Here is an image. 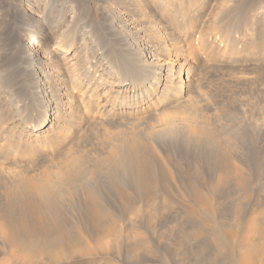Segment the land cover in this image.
<instances>
[{"label":"bare ground","instance_id":"obj_1","mask_svg":"<svg viewBox=\"0 0 264 264\" xmlns=\"http://www.w3.org/2000/svg\"><path fill=\"white\" fill-rule=\"evenodd\" d=\"M76 1L0 0V228L10 251L28 263L80 264L91 254L89 237L105 253L116 250L124 231L109 198L116 192L124 201L134 189L146 204L186 203L198 220L196 264H217L205 256L207 236L222 260L264 264V209L245 231L238 216L257 190L264 201V185L248 177L244 130L219 129L209 109L220 104L226 114L234 103L199 95L222 65L233 64L211 46L222 44L220 31L240 25L239 16L233 23L221 15L236 12L231 3L241 0ZM242 1L239 11H250L242 37L248 18L246 26L259 31L257 50L245 43V52L260 64L247 60L241 68L263 81L264 0ZM195 33L206 63L186 41ZM161 139L192 158L177 163L178 173L156 155ZM130 205L125 213L135 215ZM185 221L178 223L183 247ZM144 243L129 242L127 257L149 254Z\"/></svg>","mask_w":264,"mask_h":264},{"label":"rangeland","instance_id":"obj_2","mask_svg":"<svg viewBox=\"0 0 264 264\" xmlns=\"http://www.w3.org/2000/svg\"><path fill=\"white\" fill-rule=\"evenodd\" d=\"M259 1L260 4H262L263 0H259ZM76 2L82 7H84L85 0H77ZM239 2H237V4H235L234 2L231 3V6H235L234 7L236 8L235 10H237L236 12L228 11V13H224L223 15H221V18L223 17L225 18L228 16L229 18L227 19H230L232 17L231 22L234 23L235 20L234 15H237L241 18L240 25L235 28L236 31L232 29L233 26L230 28L229 27L225 28L223 32L220 31L219 39L222 38L223 40L222 44L220 43L218 45L216 42H214L213 45L211 46L213 52L217 51L219 56H222L221 54L224 53L222 57L224 61L229 60V62H233V64L222 65L221 67L226 69V70L224 69L223 74L217 75L219 76V78L211 76L209 78V81L207 80L206 83L204 84V87L202 88L199 95L204 98L208 97L211 101L218 100L219 95L222 99L223 98L232 99L231 102L234 103V106L231 107V105H229L230 107L229 113L227 112L226 114H224L222 105L220 104L215 106V108H209L210 113L214 116L215 118L214 123L216 126L219 127V129L227 130L228 128L229 129L239 128V130H244L246 135V146H249L247 150L250 153L247 154L248 156L246 155V159L249 165H252V169H253L251 175L248 177L250 178L251 183L260 187L261 185H264V80L263 81L260 80L259 77H261V75L259 76V74H257L256 72L254 73L255 70L252 69L251 71H248L247 69L241 68L244 65V63L247 62V60L252 65L260 64L257 61L251 62L250 60L252 59L250 55H248V59H247V55L244 47L245 43L248 44L250 43V45L253 46V49L257 50L259 45V31L256 27L249 28L248 26H246L250 22V18H248V22H246L245 24V27L248 30V32L247 34H244L245 35L244 37H242L240 29L242 27L244 28V24L242 23L245 19L244 16L245 13L239 11L240 7H238V5L242 6V4H244L245 1L243 2L241 0ZM43 6L44 4H42L41 7ZM94 9H96L95 5L91 7L92 14L95 13ZM257 12L256 13L254 12L256 15L254 18V22L257 21L258 19L257 17L260 11L258 13ZM70 14L72 15L73 13L70 12ZM245 15L249 16L250 11ZM198 36L199 34L195 33L188 40L186 39V41H188L189 44L191 43L194 45L193 49L202 58V52L204 51L203 48L198 43V39H199ZM249 38L251 40H249ZM219 39L217 38L218 41ZM23 42L25 41L23 40ZM202 60L204 63H206L204 57L202 58ZM216 65L218 64L216 63L211 66H216ZM209 71L210 73L213 72L214 68L210 67L207 69L206 72ZM206 77H208V75ZM229 83H231L234 86L235 88L234 93L231 92V90H229V86H227ZM221 88L228 89V96H224L222 94ZM100 92H102V90ZM233 107L235 108V110L233 109ZM155 146H157L159 149L156 155L158 156L160 162L164 165V167L166 164L168 165V167L170 166L173 170L175 168L174 171L176 170L178 171L177 163L184 167V165L188 163V160L192 159L189 156H186V153L182 149H180L178 145L168 143L163 139L155 141ZM177 171L176 173H178ZM178 191L183 192L182 186L179 187ZM257 192L258 190L255 192V196L250 201H247L248 203L246 202L245 205H242L241 212L239 211L241 215L238 216H241L243 218L240 220L242 221V224L240 225L242 231L243 230L245 231V229L247 228L246 221L248 222L253 214H258L259 211L264 209V201L261 200V197H256ZM115 194L116 192H114L113 195H111V197L109 198L110 200L109 202H111L113 207L116 209V211L119 214H121V218L118 224L121 227V230L124 231V234L117 239L118 248L116 250L110 249L108 253H105L106 251H102L98 249L95 246L94 242L92 241L91 237H89L87 240L92 244L91 254H89L86 257L80 258L78 260L80 264H196L197 263L196 261L198 260L197 258L198 254L197 252H195V248L197 246L196 244L199 243V240L193 239V231H195L194 228L197 225L198 220L196 219L194 220L191 218V215L186 210V203H183L178 198V201H180L181 205L171 206L172 208L171 207L164 208L165 205L161 206L157 202L150 201L148 204H146L147 202L144 196L141 194V192L140 191L138 192L134 189H133V194L130 195L129 198L124 201L114 196ZM174 196H178V194H175ZM147 197L148 194L146 195V198ZM130 204L133 205V211L137 209L136 211L138 214L136 213V211H135L136 213L135 215L134 212H131L130 215L129 214L127 215L125 213L126 205L131 206ZM145 206L147 208H145ZM191 206H193V208L197 209L198 211H200L201 209L198 204H191ZM228 208L229 207H227V209ZM232 208L233 207H231V209ZM0 209H1V203H0ZM67 209H68V213L69 211L72 210V208H70L69 206H67ZM233 214L234 212L231 211L230 212L231 220L235 221L236 218L233 219L234 218ZM77 216L78 218L81 217L78 214ZM67 217L68 218L73 217L72 211H71V215ZM131 220H133V224L136 226L137 229L128 228L129 226H131L130 223ZM185 220L188 221L186 222ZM182 221H185L184 225H186L185 228L188 231L187 235L185 236V239L187 240V243L189 245L184 247L179 245L183 233H181L182 231L178 229V223L182 224ZM206 239L207 240H205V243H208L209 248H207L206 250L207 254H205V256L209 257L210 259H212L211 257L214 256L215 257L214 260L216 259L215 262L217 264H237L235 258H233L234 261L232 262L231 260H229V258L227 260H222V258L217 254L218 246L214 241L213 236H207ZM143 240L144 242H146L144 243L143 248H145V250L148 251L149 254L148 253L144 254L138 251L137 253H132V256H128L131 259L130 261H127L129 260V258L125 253V249L128 246L129 242L143 241ZM4 243L5 242L4 239L2 238V233L0 228V264H37L36 261L32 263H28L27 261L24 260V258L19 257L21 256V253L14 254L13 252L10 251L11 249L9 248V246H7L6 243L4 245ZM147 247L148 248L151 247L150 249L152 251H149ZM75 261L76 260L65 261L64 259H62L61 262H57V263L48 262L47 264H71Z\"/></svg>","mask_w":264,"mask_h":264}]
</instances>
